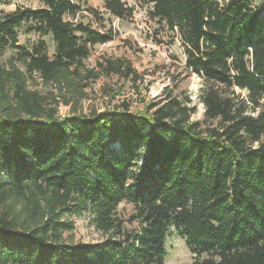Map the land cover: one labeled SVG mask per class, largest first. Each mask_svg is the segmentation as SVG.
Wrapping results in <instances>:
<instances>
[{"label":"trees","instance_id":"trees-1","mask_svg":"<svg viewBox=\"0 0 264 264\" xmlns=\"http://www.w3.org/2000/svg\"><path fill=\"white\" fill-rule=\"evenodd\" d=\"M146 2L201 80V120L175 85L138 113L73 109L102 76L141 80L121 59L86 64L111 32L76 19L86 0L2 10L0 56H16L0 66V264H165L172 233L206 257L198 264H264V0ZM104 9L133 13L121 0ZM24 25L40 38L30 49ZM122 203L136 230L118 217ZM65 215L88 216L104 238L68 242Z\"/></svg>","mask_w":264,"mask_h":264},{"label":"rangeland","instance_id":"rangeland-1","mask_svg":"<svg viewBox=\"0 0 264 264\" xmlns=\"http://www.w3.org/2000/svg\"><path fill=\"white\" fill-rule=\"evenodd\" d=\"M132 8V17L120 20L110 17L104 9V0H86L81 5V12L76 19L85 24H90L102 33L113 35V40L97 45L91 58L86 61L89 67H95L98 61L121 59L129 62L133 70L141 78L137 86L114 76H102L100 79L90 82L86 89L88 98L73 109L88 113L91 109L99 112L104 110H122L123 105L129 107L130 113L143 111L151 101L160 98L165 89L176 86V92L189 95L197 113L194 120L203 118V106L198 100V90L201 80L194 74L185 70V55L182 44L174 33L169 31L166 24L151 16L152 5L146 0H121ZM37 9L42 7L41 0H7L3 2L5 13L15 11L17 8ZM93 10L97 13L90 12ZM104 18L105 27L100 26V20ZM29 26L24 25L18 30L19 45L30 49L36 45L40 38L28 31ZM49 54L54 53V44L50 37L44 39ZM16 56L14 49H7L0 56V66L8 67L10 59ZM33 86V85H32ZM36 89L43 95L54 93L50 87L40 85ZM160 100V99H159ZM71 107L60 105L59 116H68ZM133 207L122 203L117 210L118 217L123 220L124 227L128 230H136L137 222L131 221ZM65 220L74 222V230L65 232L64 237L68 242L97 243L104 236L97 232L89 222L88 216L65 215ZM167 257L165 264H198L206 257L196 258L192 255L185 241L176 233H172L166 242Z\"/></svg>","mask_w":264,"mask_h":264},{"label":"built area","instance_id":"built-area-1","mask_svg":"<svg viewBox=\"0 0 264 264\" xmlns=\"http://www.w3.org/2000/svg\"><path fill=\"white\" fill-rule=\"evenodd\" d=\"M2 10H3V4L0 2V15L2 13Z\"/></svg>","mask_w":264,"mask_h":264}]
</instances>
